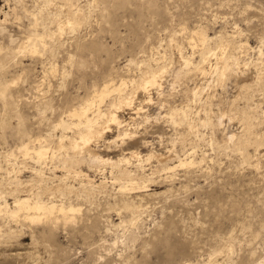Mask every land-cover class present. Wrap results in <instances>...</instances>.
I'll return each mask as SVG.
<instances>
[{
    "label": "rangeland",
    "instance_id": "374dc122",
    "mask_svg": "<svg viewBox=\"0 0 264 264\" xmlns=\"http://www.w3.org/2000/svg\"><path fill=\"white\" fill-rule=\"evenodd\" d=\"M56 1L57 7L63 5L59 8L61 7L60 10L62 9L64 15L74 11V8L80 9L82 23L75 31L67 30L61 36V41L50 40L48 42L50 49L43 58L31 54L15 55L11 54V51L20 41L26 40L27 34L34 29L30 28L34 20L31 13H39L44 5L40 3L44 1L0 0V59L4 63L0 67V78L11 81L16 78V82L11 83L8 90V97H1L0 94V179L4 182L2 185H10L6 182L16 177L15 172L11 174L8 172L12 165L5 156L6 152L16 151L18 164L21 163L23 156L18 147L21 146L22 140H27L28 137L36 138L46 132L52 126L51 122L58 119L64 109L82 102L83 98L93 90L94 85H101L105 78L112 75L129 78L132 73L130 78L138 77V66L141 61L150 60L149 62L154 64L156 62L154 58L161 59V62L166 61L172 66V70L174 69L172 73L166 75L170 81L165 82V94L172 93L171 96L174 98L171 101L177 102L176 104L180 106L188 104L191 100L189 104L192 111L188 112L189 119L185 116L178 119L179 122L181 121V126L177 128L163 119H152L148 122L142 119L145 121L143 123L139 118V122L142 123L140 122L138 128L137 140L140 139V142L137 144L131 141L132 146L139 147L143 153L148 152L152 147L157 151L169 153L168 149L173 147L174 142L178 154L191 155L198 161L204 159L191 167H180L170 172L159 170L154 174L150 170L152 167L162 168L156 160L146 163L142 171L140 166L130 165L131 169L136 170L137 175L148 177H144L142 184L144 188L140 187L133 190V193L124 194L118 183H112L119 172L117 169L113 170L107 166L102 173L98 164L80 159L78 164L95 178L97 183L106 176L108 185L103 188L105 192L96 190L93 192L94 195L91 193L90 199L93 201L91 202L82 195L84 192L81 189V182L76 177L69 176L62 181L51 180L50 185L54 182L63 189L71 185V182H73L72 186L75 185L67 189L68 198L73 199L74 203H81L82 210L75 214L78 223L74 221L70 223L71 225L30 221L22 217L16 220L7 213H4V216L0 212V223H3L2 229H5L0 232V238L3 236L0 239V264H210L209 261L212 264L215 262V264H264V141L260 144L251 138L245 150L235 149L227 142L222 144L225 131L238 132L242 129V122L238 118L232 121L225 118L224 124L215 129L200 126V135H198L200 131L195 132L196 129L189 132L191 130L187 126L194 116L191 121L198 122L197 113L202 111L200 108L203 105L205 107H202L204 108L202 112L205 108L210 109L211 104L214 111L220 108L227 109L230 104L228 102L239 93L240 86L245 81V83L250 82V89L245 88L247 90L244 89L242 95H239V106L258 116L252 121L253 131H264V70L262 71L264 56L261 59L258 56L259 48L264 51V0H71L73 7L71 5L69 7L70 3H67V0H65L66 4L63 0ZM42 10L44 12L40 13L45 14L44 16L42 14L45 24L49 22L48 25L55 28L56 23L50 18L52 14H46L47 8ZM5 12H8L7 18ZM41 25L37 27L40 31L43 30ZM200 26L206 27L211 36L219 35L220 32L226 37L231 35L227 37L228 39L232 37L229 40L231 41L229 51L232 54L237 53L233 55L242 61L241 70L233 66L224 85L218 82L217 76L213 74L204 75L201 70H195L194 67L191 69L183 67L176 42L170 41L175 34L185 54H190L193 48L189 43V30ZM10 35L14 38H10ZM242 42H248L247 50L243 48V51L239 47V43ZM69 52L75 55L70 62ZM198 58H200L199 52L196 50L195 59L199 60ZM46 59L57 62L60 68L55 74H49L43 85L40 82L44 74V64L41 61ZM211 61H216L214 56H211ZM244 61L249 62L246 67ZM144 67L143 65L142 68ZM258 71L262 72V78H258L259 80ZM230 72H235V75ZM178 73L186 74L182 76ZM18 75L21 76L18 78ZM175 75H179L180 78ZM175 77L177 79H174ZM173 81L177 89L171 86L170 82ZM197 83L205 85L206 88L202 95L206 101L202 99L204 101H201L202 105L200 100L193 102V96L190 99V88ZM259 83H262V87ZM211 93L213 96L209 95ZM152 95L155 102L145 108L147 113L156 116L161 110L157 103L159 97L155 90ZM196 107L197 109L200 107L199 110L196 109L197 112ZM202 112L200 115L205 116ZM213 117L217 121V116L213 115ZM48 118L50 119L47 120ZM182 120L186 121L182 122ZM22 130L27 131V134ZM178 131H183V135H187L185 139L183 135L177 134ZM211 132H216V135L212 136ZM38 133L40 134L36 136ZM116 134L117 130L114 129L107 134V138ZM208 138H211V141ZM142 139H147L150 143L145 145L141 142ZM213 141L216 143L211 145ZM104 142L103 140L100 142V148H104L102 152H109L114 157L121 152L115 145L110 148L113 150L106 151L108 148ZM130 144H124V147L131 146ZM226 146L230 147L226 148ZM28 162L29 165H33L32 161L28 160ZM30 172L24 171L22 177L29 179L34 176ZM57 173L63 174V171ZM21 193L24 194V191ZM8 198L12 203L11 206L14 207V198L12 196ZM57 199L68 201L66 198L57 197ZM138 201L142 207L139 209L142 211L137 214V221H133V209L126 206L132 202L138 206Z\"/></svg>",
    "mask_w": 264,
    "mask_h": 264
},
{
    "label": "bare ground",
    "instance_id": "6f19581e",
    "mask_svg": "<svg viewBox=\"0 0 264 264\" xmlns=\"http://www.w3.org/2000/svg\"><path fill=\"white\" fill-rule=\"evenodd\" d=\"M43 1H44V3H40V4H44L42 9L47 8L48 10H47L46 14L47 13H48V15L52 14L50 16V18L54 19L53 21H55V23H56L55 28H53L54 26L52 27V26L48 25L49 22L47 24H45V22L42 18L45 14L40 13V12H44L42 9L39 10L40 12L38 11L39 13H34V12L31 13L34 16V20L32 22V26H30V28L33 27L34 29L29 34H27L26 40L20 41V43L13 49V51H11V54H15V55L31 54V55H36L38 57L45 58L44 56L47 54V52L50 49L48 46V42L50 40H51V42H52V40H56V39L60 40L61 36L67 30H70L69 32L75 31L79 28V26H81V23H82L81 18L82 17H80V9L74 8V11H71V12H67L68 11V9H67V11H66L67 13L64 15V14H62L63 13L61 11L62 9L60 10L61 7L59 8V6H61L62 4H60L57 7L58 3H56L57 2L56 0H43ZM63 1H65V0H63ZM38 2L39 1H37V3ZM67 3H70L69 7H70V5H71V7H73V3L71 2V0H67ZM65 4H66V1H65ZM33 5L35 6V3ZM36 6L38 7V4ZM81 11H82V9H81ZM42 14H43V16H42ZM5 15L7 18L8 12H5ZM85 15H87V14H85ZM85 15L83 18H85ZM47 17H46V19H47ZM83 20H86V19H83ZM2 21H4V20H2ZM50 22L52 23V20ZM41 24H45V25L42 26ZM39 25H41L43 27L42 31H40L37 28ZM184 32L186 33V30ZM189 32H190V33H188V34H190L189 43H190L191 47L193 48V50H192L193 52L190 54H185V52L183 50V46L179 43L180 41L178 42L176 40L175 34H173V37H171V39H170V41L172 43L176 42L177 48L179 49V54L181 56V61L184 64L183 67L188 68V69H191L194 67L195 70L196 69H198V71L201 70L204 75H206L207 73L213 74L214 76H217V80H218V82H221V84L225 83V79L227 78L229 71L232 70L231 68H233V66H235V68L237 70L238 69L241 70V68L243 67L241 65L242 61L239 60L238 57L233 55L235 53L232 54V52L230 53V51H229V45L231 42L229 40L232 39V37H231V39H228L229 36H231V35H229V33H228L229 36H227L228 38L225 35L220 34L222 32H220L219 35L217 34L216 36H214V35L211 36L209 34L207 28L203 27V26H200L194 30H189ZM11 37H13V36L10 35V38ZM13 43H14V41H13ZM64 43H66V42L64 41ZM161 45H162V43H161ZM239 47L244 51V49L247 50V48L249 47V44H248V42H242V43H239ZM196 50L199 52V57H200V58H198L199 60L195 59ZM56 51H55V53H56ZM235 51H237V48ZM78 53H80V52H78ZM145 54L146 53H144V55ZM258 54H259L258 56L260 59H261V57L263 58V56H264L263 49L259 48ZM69 56H70V58H69V62H70L74 59L75 55L73 53H70ZM160 56H162V55H160ZM211 56H214L216 61L212 62ZM46 58H48V55ZM167 58H169V57H167ZM51 59H46L48 61H46V60L41 61L42 64H44L43 65L44 66V70H43L44 74L40 80V82H42L43 85L45 84L44 81L48 78L49 74H55L56 72H58V70L60 68L59 64L55 61H51ZM162 59H166V58H162ZM128 60H129V58H128ZM154 60L156 61L154 64L150 63L149 62L150 60L148 62L146 60L141 61V64H139V66H138V68H139L138 77L133 76L132 78H130L133 75V73L129 78H127L128 76L127 77L117 76L118 77L117 78V77H115V75H112V76L110 75L111 77L105 78L104 82L102 84L100 83L101 85L98 84V85H94V87L92 86L93 90L90 91L88 96L86 95L87 96L86 98H83L84 100L82 102H80L79 104L76 103L77 105L76 104L75 105H69V107H67L66 109H64L62 111V113L59 115L60 117L58 116V119H56L55 118L56 116H54V118L56 120L54 122H51V124L52 123L53 124L50 128L47 126L49 129H47L46 132L41 133V134L38 133L36 136H38L39 134L40 135L36 138H32V137L27 136L28 137V138L26 137L27 140H22V144H20L21 146L18 147L19 150L21 151V155L23 156V160H21V163L18 164L19 160L17 159L18 156H16V153H15L16 151L14 152V151L7 150L10 152H6L5 156L11 162V165L13 167V169H11L12 167H10L11 170L9 169L8 172L10 174L12 172H15L16 175L15 174L14 175L16 177L14 178L13 177L14 175H13L12 176L13 179L11 181H9L7 179L8 181L6 183L10 184V185L7 184L8 186L2 185L4 182L2 179H0V212H1V214L7 213L9 216H11L12 218H14L16 220L18 218L20 219L22 217V218L28 219L30 221H46L48 223L51 222V223H54L57 225H58V223L70 224V223H73L74 221H76V223H78L75 214L82 210V207L80 205L81 203H79V204L74 203V201H72L73 199L68 198V193H67L68 192L67 189H71L72 187L75 186V185L72 186L73 182H71V185H68V186L65 184L67 187H64V185H62L65 189H63L61 187V185L55 184L54 182H51L52 185H50L49 183L51 180H54V179L62 181V180H66L67 177L69 178V176L76 177V179H79L81 182V186H82L81 189L84 192V193H82V195L86 196L85 199L87 198L88 200L91 197V193H93L94 191L104 190L105 185H108L107 184L108 181L106 179V176H104V179H102L101 182L97 183L95 178H93L88 172H86L78 164L80 162V159H83V160L87 159L89 161V163H91V164L92 163L98 164L100 166V170L103 171L102 173H104L107 166L111 167L113 170L117 169L119 172L117 175H115L116 178L112 181V183H118V186L120 185V190L123 194L125 192L131 193L133 190H136L137 188L143 187L144 185H142V184L144 182V177H148V176H140V174L137 175L135 172L136 170L134 171L133 169H131L130 165H135L137 167L140 166L141 171H142V168L145 169L146 163H150V162L152 163L153 160H156L159 164L162 165V168L160 169L159 166L157 168L154 165H153L154 168L153 167H152V169L148 168L154 174V172L157 173V171H159V170H162V172L163 171L170 172V171L176 170L180 167L181 168L182 167H191L192 165H194L196 163H201V161L204 159L202 157H201L202 159L201 160L199 159L200 161H198L195 158H193V156H191V155L186 154V156H183V155L178 154L177 150L175 149L176 146H175L173 141H172L173 147H170L168 149L169 153L157 151L153 147L150 150H148V152L143 153L139 149V147L137 148V147L132 146L133 143L131 141H134L137 144H139L138 142H140V139L137 140V137H139L138 128H139V126L143 120L148 122L152 119H156V120L163 119L166 122H170L172 125H175V127L177 128V126H181L180 125L181 121L179 122L178 119L179 118L182 119V117H184V116H185V118L188 117L189 110L192 111L190 109L191 107L189 104V102L191 100L188 102V104L185 103L184 105L181 104V106H180V105L176 104L177 102L174 103V101L173 102L171 101V99L174 98L171 96L172 93L170 94V92H169L168 95L165 94V89H164V88H166L165 82H166V80H167V82L170 81V80L168 81L166 75L169 73H172L171 71H173L174 69L172 70V68H171L172 66L169 65V63H167L166 61L161 62L160 61L161 59L159 60L158 58H154ZM129 61L131 62V59ZM252 61H253V59H252ZM252 61H250V62H252ZM9 63H10V61H9ZM66 63H68V61ZM183 64H181V65H183ZM248 64H249V62L244 61L245 67ZM3 65H4V63L0 59V67H2ZM134 65H135V63H134ZM143 65L145 66L144 68H142ZM172 65H174V64L172 63ZM208 66H209V68H208ZM125 67H127V66L125 65ZM130 67H133V66H130ZM258 67H260V66L258 65ZM177 69H178V67H177ZM117 70H118V68H117ZM117 70L115 72H117ZM180 70H181V68H180ZM258 70H259V68H258ZM263 70L264 69H262V71ZM43 71H42V73H43ZM60 71H61V69H60ZM178 71H174V72H178ZM184 71H187V70H184ZM187 72H189V70ZM232 72H230V74ZM108 73H109V71H108ZM234 73H232V74H234ZM237 73H238V71H237ZM261 73L262 72H259V77L257 75V79L262 78ZM185 74H183V75H185ZM116 75H118V74H116ZM179 75H182V73ZM179 75H175V76H177V78H180ZM187 75H188V73H187ZM195 75H196V73H195ZM20 76L18 75L17 77L19 78ZM190 77H191V75H190ZM177 78L175 77L174 79H177ZM102 79H103V77H102ZM102 79H101V82H102ZM85 80H86V78H85ZM178 80H181V79H178ZM206 80H207V78H206ZM254 80H256V77ZM174 81H176V80H174ZM174 81L170 82V83H171V86L173 88H176L174 86L175 85ZM14 82H16V78H13L12 81L6 80L5 78H0V92H1L0 94H1V97L2 96H4L5 98L8 97V95H7L8 90L11 86V83H14ZM178 82H180V81H178ZM261 84H260V87H262ZM251 85H253V84H251ZM203 86L199 85L197 83L193 87H191V88L189 87L190 93H191L190 99H192L194 97L193 102H195V101L198 102V100H200V102L201 101L204 102L202 100V99H204V98H202V95H203V91H205L206 88H205V85H203ZM249 86H250V82L245 83V81H244V84H241L239 93L237 95H235L234 98L232 100H230V102H228L230 104H228L229 107L227 109H221L220 108L218 111H214L212 108V104H211L210 109L205 108L204 112H202L204 109L202 107L204 105L201 108L199 107L200 109H202V111L200 110V112L205 113V116H203V115L201 116L200 115L201 113L198 111L197 118L198 117L199 118H198V120L195 118V120H197L198 122L194 123L193 121H191L194 119L195 116L193 117V119L189 120V124L187 125L188 127H190V130H191L189 132H192L194 129H196L195 132L200 131V126H202V127L205 126V127H210L212 129H215L217 126L224 124L225 118H229L230 121L238 118L242 122L241 123L243 126L242 129L239 130L238 132H236V131L231 132L230 130H228L230 132L225 131L223 134L224 136H223L222 144H224V142L230 143V145H232L233 148H235V149L238 148V150L239 149L245 150L248 143H250L249 141L251 138L252 139L254 138L257 143L261 144V142L264 141V131H262V132L253 131L254 124L252 122L253 119L255 117H258V116H256V114H254V113H249L250 111L247 112V110H245L243 107H240L239 103H238V99L240 98L239 95H242V93L244 92L243 90L245 88H249ZM206 87H208V86H206ZM42 88H44V87H42ZM42 88H41V90H42ZM209 88H210V86H209ZM154 90H155V92L158 93L159 99L157 98V103L159 104V107L161 108V110L158 112V114L156 116L155 115L152 116V114L147 113L146 108H145L147 105L151 104L152 102H155L154 96L152 95ZM246 90L247 89H245V91ZM42 92L44 93V90ZM171 92H173V91H171ZM183 95H184V93H183ZM209 95H212V93ZM4 97H3V99L5 101ZM187 97H186V99H187ZM205 97L207 98L208 96H205ZM204 100L206 101V99H204ZM183 102H185V101H183ZM202 102H201V105H202ZM205 103H207V102H205ZM42 104H44V103L42 102ZM39 105L42 106L41 104H39ZM47 105H50V104H47ZM28 107H29V105H28ZM42 107H39V108L42 109ZM52 107H53V105H52ZM257 107H256V109H257ZM13 108H15V107H13ZM48 108H50V107H48ZM199 108L197 109V107H196L195 110L196 109L199 110ZM126 110H132V111L127 112ZM197 110H196V112H197ZM257 111H259V110H257ZM18 113H20V112H18ZM127 114H129V116ZM15 115H16V113H15ZM34 115H36V114H34ZM195 115H196V113H195ZM213 115L217 116V121H215ZM16 117L18 118V116H16ZM20 117H22V116H20ZM43 118H45V116ZM50 118H48L47 120H49ZM139 118L141 120L143 119L142 121H140L141 123L139 122ZM190 118H191V116H190ZM188 119H189V117H188ZM261 119H259V120H261ZM20 120H21V118H20ZM6 121H7V119H6ZM22 121H23V119H22ZM145 121H143V123ZM185 121L182 120V122H185ZM2 123H4V121ZM4 125H6V124H4ZM24 126H26V125H24ZM38 126H39V123H38ZM195 127H197V128H195ZM114 129L117 130V134L113 135L110 138H107V134L109 132H113ZM19 130H21V129L19 128ZM144 130H145V128H144ZM23 132H25L27 134V131H23ZM186 132H188V131H186ZM200 133H201V131L199 132L198 135H200ZM215 133H212V136L216 135ZM20 134H19V136H20ZM30 134H32V133H30ZM177 134L182 136L183 131H181V132L178 131ZM186 134H188V133H186ZM186 136H185V134L183 135L184 139ZM141 138H143V137H141ZM102 140L105 141L104 142L105 146L107 144L106 147L108 149L106 151L113 150L110 148L113 145H115V146H117L116 148L119 147L118 149L121 152L116 154L115 157L113 155L111 156L109 154V152H102L103 151L102 149H104V148H100L101 147L100 142ZM120 141H121V143H119ZM215 141H217V139ZM141 142H143L145 145H148V143H150V141L147 139H142ZM129 143H131L130 144L131 146L128 145L127 147H124L125 146L124 144L127 145ZM215 143L213 141V143L211 145H213ZM255 143H253V144H255ZM260 144H259V146H261ZM256 145L258 146V144H256ZM228 147H230V146H228ZM228 147L226 146V148H228ZM113 148H115V147H113ZM213 148H214V146H213ZM242 152H240V153H242ZM242 155H243V153H242ZM251 157H253V155ZM28 160L32 161L33 165H29ZM57 162H59V164H57ZM249 163H250V161H249ZM90 167H92V166H90ZM96 168H98V167H96ZM24 171H31L34 176H32L29 179L24 178V177H22V173ZM48 171H50V173H48ZM58 171H61V172L63 171V174H58L57 173ZM112 173H113V171H112ZM10 177H11V175H10ZM9 179H11V178H9ZM110 184H111V182H110ZM147 184H148V182H147ZM78 189H80V188H78ZM22 191H24V194L21 193ZM104 192H105V190H104ZM79 194L81 195V193H79ZM75 195H77V193H75ZM93 195H94V193H93ZM9 196H12L14 198V200H13L14 207H12L13 206V205L11 206L12 203L9 202V198H8ZM57 197L66 198L68 201H64L61 199L58 200ZM135 197H137V196H135ZM76 198H78V197L76 196ZM123 198H125V197H123ZM82 199L85 200L84 198H82ZM93 200H95V199H93ZM123 200L125 202V199H123ZM89 201H91V199ZM82 202H84V201H82ZM91 202H93V201H91ZM143 203H144V201H143ZM122 205H120V206H122ZM126 207H131L133 209L132 210L133 211V221H137L136 220L138 217L137 214L142 211L139 209V208L142 209L140 202H139L138 206L136 204L134 205L132 202V204H128ZM134 209H136V210H134ZM143 210L145 211V208ZM4 216H5V214H4ZM78 218H80V217H78ZM8 220L9 219H7V221ZM2 224L0 223V232L4 229V228L2 229V226L4 227V225H2ZM4 231H5V229H4ZM6 232L8 233V231H6ZM15 233H17V232L15 231ZM8 237H11V236H8ZM231 250H232V248H231ZM208 260H210V259H208ZM211 260H213V259H211ZM215 261H217V260H215ZM209 263L212 264L210 261H209Z\"/></svg>",
    "mask_w": 264,
    "mask_h": 264
}]
</instances>
